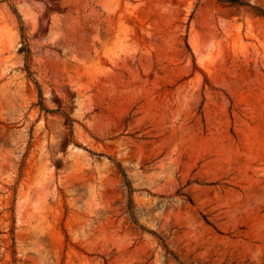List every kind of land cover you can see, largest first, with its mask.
<instances>
[{"label": "rangeland", "instance_id": "374dc122", "mask_svg": "<svg viewBox=\"0 0 264 264\" xmlns=\"http://www.w3.org/2000/svg\"><path fill=\"white\" fill-rule=\"evenodd\" d=\"M0 264H264V17L0 0Z\"/></svg>", "mask_w": 264, "mask_h": 264}, {"label": "trees", "instance_id": "16d2710c", "mask_svg": "<svg viewBox=\"0 0 264 264\" xmlns=\"http://www.w3.org/2000/svg\"><path fill=\"white\" fill-rule=\"evenodd\" d=\"M222 1L227 2V3H231V4H239V5L251 6L256 14L264 17V10L261 7L252 6V5H250V3L244 2L242 0H222ZM38 91H39V96L41 97L40 87H38ZM41 106H42V108H44L42 103H41Z\"/></svg>", "mask_w": 264, "mask_h": 264}]
</instances>
